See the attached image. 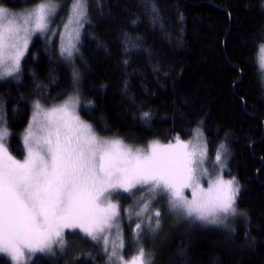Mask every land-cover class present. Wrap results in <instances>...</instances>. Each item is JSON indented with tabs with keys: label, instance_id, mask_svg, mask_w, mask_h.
I'll return each mask as SVG.
<instances>
[{
	"label": "trees",
	"instance_id": "16d2710c",
	"mask_svg": "<svg viewBox=\"0 0 264 264\" xmlns=\"http://www.w3.org/2000/svg\"><path fill=\"white\" fill-rule=\"evenodd\" d=\"M45 1L58 5L51 27L58 29L72 0L0 6L24 10ZM87 2L77 80L51 29L32 39L17 73L0 80L7 149L21 158L20 134L34 104L63 102L78 86L79 114L102 137L133 145L184 141L201 127L210 155L228 157L226 174L240 184L237 218L218 225L189 208L187 218L172 220L183 207L173 201L184 172L178 144L165 174L114 195L120 210L109 221L108 248L103 230L93 234L80 224L64 245L28 251L23 264H264V0ZM0 264L12 263L0 254Z\"/></svg>",
	"mask_w": 264,
	"mask_h": 264
},
{
	"label": "rangeland",
	"instance_id": "374dc122",
	"mask_svg": "<svg viewBox=\"0 0 264 264\" xmlns=\"http://www.w3.org/2000/svg\"><path fill=\"white\" fill-rule=\"evenodd\" d=\"M57 11L52 1L24 10L0 6V80L17 73L32 39L50 29L58 36L60 52L77 80L76 57L81 52L88 2L72 0L64 22L54 30ZM258 64L264 81V45ZM79 103L78 86L63 102H36L20 134L21 158L7 149L0 109V254L12 264H23L28 251L64 245L67 231L80 224L93 234L103 230V244L108 248L115 230V223L109 221L120 210L114 195L146 187L165 174L179 145L184 172L173 187V201L183 207L170 213L172 220L187 218L184 211L189 208L204 210L218 225L237 218L240 184L226 174L228 157L210 155L201 127L184 141L133 145L100 136L81 118ZM166 224L164 217L158 228Z\"/></svg>",
	"mask_w": 264,
	"mask_h": 264
}]
</instances>
